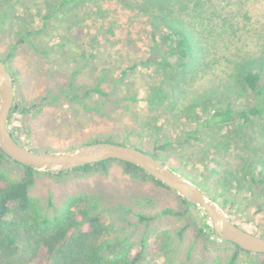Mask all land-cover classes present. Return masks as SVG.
<instances>
[{"label":"trees","instance_id":"16d2710c","mask_svg":"<svg viewBox=\"0 0 264 264\" xmlns=\"http://www.w3.org/2000/svg\"><path fill=\"white\" fill-rule=\"evenodd\" d=\"M221 4L222 0H41L24 5L27 17L16 15L13 22L18 25L21 41L46 36L52 27L61 30L62 41H70L82 34L87 21H92V26L97 30L92 41L103 46L109 54L108 59L128 60L133 51L137 53L134 60L136 67H152L147 96L153 107L164 103L177 106L183 99L184 84L189 75L196 79L219 67L227 70L228 79L224 82L226 93L236 99H244V105L236 108L228 104L207 112L205 109L199 111L196 103L190 104L182 110L192 111L197 121L196 129L182 135L174 133L171 137L166 136L165 130L172 127L173 122H161L158 117L150 116V119L142 121V128L156 135L155 148L154 152H145L165 162L158 153L173 152L188 146L187 156L180 158L191 161L208 146L206 151L203 150L206 156L204 160L214 168L203 176L223 174L227 176L224 177L226 183L235 182L239 187L244 182L243 186L255 192L257 197L264 198V50L233 52L234 41L228 37H235L240 28L234 22L232 7ZM4 9L7 11V6ZM140 38H144L143 43L139 42ZM105 53H100L103 79L74 97L83 98L91 93L104 98L108 96L104 91V82L113 71V63L104 60ZM10 57V54L5 58L0 57L8 71ZM135 66L123 69L121 80L133 72ZM230 77L235 83L229 80ZM71 90L73 83L68 93ZM242 93L247 94L245 98ZM42 100L47 101V97ZM131 100L135 101V98ZM16 111L14 108L11 115ZM255 120L261 122L259 132L252 129ZM10 132L19 142L15 133ZM99 142L114 143L107 139L88 145ZM229 150L242 156L232 167L231 173L226 169L221 173L223 163L230 155ZM6 162L17 165L20 174L10 176L4 168ZM112 163H118L123 173L131 178L150 181L169 189L139 167L118 160L88 164L56 174H97L107 172ZM37 173L11 160L0 149V264H140L152 252L160 254L165 249L169 250L171 238L167 233L162 234L167 242L158 238L154 245L156 247L150 250L146 243L133 245L126 240L108 239L107 216L90 194L70 197L60 209L49 215L40 201L30 194ZM187 178L216 204L228 210L230 216L234 214L231 212L234 202L223 197L219 191H212L210 183L208 186L207 181L199 184ZM180 200L182 212L165 209L162 215L181 217L195 211L197 217H192L187 227L199 239L230 244L233 254L226 264H264V254L250 253L219 239L203 209L182 197ZM49 205L53 207L51 202ZM137 217L140 221L150 220L142 214ZM235 223L247 232L264 237ZM242 254L248 256L249 260H243Z\"/></svg>","mask_w":264,"mask_h":264},{"label":"rangeland","instance_id":"374dc122","mask_svg":"<svg viewBox=\"0 0 264 264\" xmlns=\"http://www.w3.org/2000/svg\"><path fill=\"white\" fill-rule=\"evenodd\" d=\"M33 1L41 0H0V57L11 55L7 65L14 81V103L17 106V111L11 115L9 129L28 149L38 153L68 152L97 140L110 139L116 144L154 152L156 135L142 128V121L150 116L158 117L161 122H173V126L165 130L166 136L171 137L174 133L182 135L196 129L197 121L192 111L182 110L190 104L196 103L199 111L205 109L207 112L228 104L236 108L244 105V99L226 93L224 82L228 79V72L219 67L196 79L189 75L184 84L183 99L177 106L164 103L153 107L147 96L152 67H136L137 53L133 51L128 60L108 59L109 54L103 46L92 41L97 32L92 21H87L82 34L70 41H62L61 30L53 27L46 36L21 41L18 25L13 20L16 15L26 16L23 6ZM221 5L232 7L234 22L240 28L235 37H228L234 41L233 52L264 50V0H222ZM143 41L144 38H140L139 42ZM102 51L106 52L104 60L113 63V71L104 82L108 96L104 98L91 93L83 98L74 97L103 79ZM132 66L135 70L121 80L123 69ZM229 80L235 83L231 77ZM71 83L73 90L68 93ZM246 95L244 93L242 97ZM45 97L47 101L42 100ZM132 97L135 101L131 100ZM254 124L252 129L259 132L261 122L255 120ZM207 147L203 150L206 151ZM203 150L189 162L180 158L187 156L188 146L158 155L166 165L185 177L199 184L207 181L209 186L210 183L212 191H219L235 203L231 210L233 215L218 205L222 210L248 230L264 236V198L248 190L243 186L244 182L239 187L235 182L226 183L224 177L227 176L223 174L203 176L214 168L205 162ZM228 152L230 155L223 163L221 173L224 169L231 173L242 156L234 150ZM4 168L12 177L21 172L11 162L4 163ZM30 194L40 201L49 215H53L70 197L78 194L94 196L107 216V238L111 240H126L133 245L146 243L150 250L156 247L158 238L166 240L162 234L167 233L171 238L169 250L160 254L152 252L140 264H226L233 254L230 244L199 239L187 227L191 218L197 217L195 211L181 217L162 215L165 209L182 212L181 197L150 181L127 176L118 163H112L107 172L90 175L72 172L59 176L56 172L38 171ZM138 214L150 220L140 221ZM241 258L249 260L244 254Z\"/></svg>","mask_w":264,"mask_h":264},{"label":"water","instance_id":"95a60500","mask_svg":"<svg viewBox=\"0 0 264 264\" xmlns=\"http://www.w3.org/2000/svg\"><path fill=\"white\" fill-rule=\"evenodd\" d=\"M14 81L6 64L0 60V149L7 157L36 171L58 172L72 170L88 164L118 160L135 165L177 193L188 203L203 209L209 224L219 239L240 249L264 254V237L245 231L208 197L202 189L164 162L134 146L111 142L86 145L68 152L38 153L17 142L10 132L9 120L16 108Z\"/></svg>","mask_w":264,"mask_h":264},{"label":"flooded vegetation","instance_id":"af4514ba","mask_svg":"<svg viewBox=\"0 0 264 264\" xmlns=\"http://www.w3.org/2000/svg\"><path fill=\"white\" fill-rule=\"evenodd\" d=\"M15 109H17V106H16V108Z\"/></svg>","mask_w":264,"mask_h":264}]
</instances>
